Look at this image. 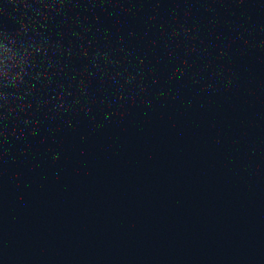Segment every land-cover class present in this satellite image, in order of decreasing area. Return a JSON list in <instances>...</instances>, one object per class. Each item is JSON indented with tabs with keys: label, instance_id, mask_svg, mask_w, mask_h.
Here are the masks:
<instances>
[{
	"label": "water",
	"instance_id": "1",
	"mask_svg": "<svg viewBox=\"0 0 264 264\" xmlns=\"http://www.w3.org/2000/svg\"><path fill=\"white\" fill-rule=\"evenodd\" d=\"M0 32L32 45L0 264H264V0H0Z\"/></svg>",
	"mask_w": 264,
	"mask_h": 264
},
{
	"label": "clouds",
	"instance_id": "2",
	"mask_svg": "<svg viewBox=\"0 0 264 264\" xmlns=\"http://www.w3.org/2000/svg\"><path fill=\"white\" fill-rule=\"evenodd\" d=\"M47 7V5H44ZM31 44H25L7 32H0V77L6 81H20L19 73L28 63Z\"/></svg>",
	"mask_w": 264,
	"mask_h": 264
}]
</instances>
